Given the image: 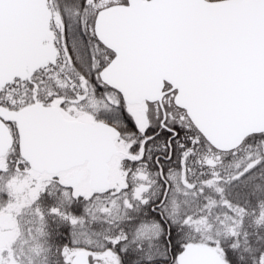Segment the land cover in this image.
Returning <instances> with one entry per match:
<instances>
[{
	"label": "snow or ice",
	"instance_id": "1",
	"mask_svg": "<svg viewBox=\"0 0 264 264\" xmlns=\"http://www.w3.org/2000/svg\"><path fill=\"white\" fill-rule=\"evenodd\" d=\"M0 264H264V0H0Z\"/></svg>",
	"mask_w": 264,
	"mask_h": 264
}]
</instances>
